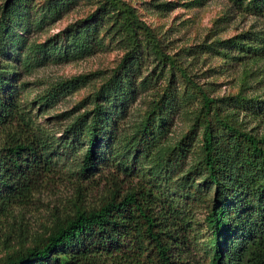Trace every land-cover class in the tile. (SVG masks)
Here are the masks:
<instances>
[{"label": "trees", "instance_id": "16d2710c", "mask_svg": "<svg viewBox=\"0 0 264 264\" xmlns=\"http://www.w3.org/2000/svg\"><path fill=\"white\" fill-rule=\"evenodd\" d=\"M233 1L241 10L264 13V0ZM12 2L7 0L2 6L0 30L15 11ZM119 4L122 7L115 13L113 25L124 30L129 48L94 92L92 108L73 117L67 141L69 145L84 144L79 173L94 180L99 150L103 144L112 143L116 132L115 114L127 109V96L151 81L149 77L137 81L136 77L141 63L140 35H144L146 44L152 43L163 62L162 70L167 67L170 77L135 123L128 141L130 148L140 152L151 154L153 150L154 168L166 171L156 174L160 180L137 182L111 173L105 193L95 204L79 202L83 190V184H79L74 207L56 213L42 230L22 234L15 243H5L0 264H264V128L249 127L240 112L243 107L253 113L264 108L260 104L264 98L246 90L252 71L243 67L237 93L226 97L211 95L189 73L184 58L177 60L165 49L133 3L103 0L105 8L112 5L116 9ZM89 35L97 38L92 26L81 30V44ZM218 40L227 49L219 50L213 42L207 44L208 49L230 57L235 56L228 50L232 47L238 49L239 57L244 52H264V36L259 33L243 32L230 37L228 47L224 44L226 39ZM16 67L8 58H0V209L12 200L30 197L39 182L50 178L54 163L48 153L54 137L23 103ZM179 72L186 81L182 90L171 81L173 74ZM87 75L59 81L49 91V98L84 83ZM188 87L200 91L194 120L179 137L167 138L169 123L165 111L177 95H185ZM122 156L118 169L130 175L137 167L136 155ZM184 165L188 181L200 176L207 187L213 188V194L205 197L209 237L204 242V257L199 260L184 255L188 232L173 223L179 208L162 186V177ZM194 182L184 187L201 195Z\"/></svg>", "mask_w": 264, "mask_h": 264}, {"label": "rangeland", "instance_id": "374dc122", "mask_svg": "<svg viewBox=\"0 0 264 264\" xmlns=\"http://www.w3.org/2000/svg\"><path fill=\"white\" fill-rule=\"evenodd\" d=\"M6 1L0 0V16ZM13 1L15 11L0 30V48L4 50L0 51V58L4 56L17 66L23 103L54 137L53 147L48 151L54 163L50 178L39 182L30 197L24 201L12 200L0 209V257L5 253V243H15L22 234L32 235L42 230L44 225L52 222L56 213L73 208L79 184H83L79 202L95 204L105 193L107 176L111 173L137 182L160 180L156 174L166 171L154 168L153 150L151 154L146 150L140 152L130 148L128 141V134L133 131L135 123L143 117L157 92L163 91L170 77L165 71L167 67L162 70L163 62L159 61L152 43L146 44L148 41L144 35H140L142 42L138 52L141 63L136 77L137 81L144 77H149L151 81L149 85H139L133 95L126 97L127 109L118 116L115 114L113 123L116 132L112 143L103 144L99 150V167L94 180L83 178L79 173L84 144L69 145L67 141L68 125L73 117L92 108L94 92L129 48L124 30L113 25L115 13L122 4L115 9L112 5L105 8L103 0ZM128 1L152 26L165 49L173 53L177 60L184 58L189 73L211 95L226 97L237 93L245 66L252 71L247 92L264 98V52L257 55L244 52L239 57L238 49L232 47L228 50L235 56L230 57L207 47L213 42L219 50L227 49L216 40L226 39L224 44L228 47L230 37L243 32L264 36V13L241 10L233 0ZM89 26L94 28L97 38L89 35L81 44V30ZM79 74H88L84 83L80 81L76 87L49 98V91L59 81ZM171 81L180 90L186 84L180 72L173 74ZM187 89L185 95H177V100L172 101L165 111L169 123L167 138L179 137L194 120L200 91L194 87ZM260 104L264 105V102ZM106 105L109 106V103ZM243 108L240 112L245 117V123L249 127L263 129L264 108H260L258 113H253L248 107ZM201 139L199 134L198 142ZM122 155L130 158L136 155L137 167L130 175H124L127 173L118 169ZM151 168L155 170L152 172ZM185 168L187 165L171 171L170 176L162 177V186L179 208L171 220L182 232H188V238L184 237L187 241L184 255L199 260L204 257V242L209 237L205 197L213 194V188L207 187L200 176L188 181ZM190 182L195 183L201 195L184 187Z\"/></svg>", "mask_w": 264, "mask_h": 264}]
</instances>
